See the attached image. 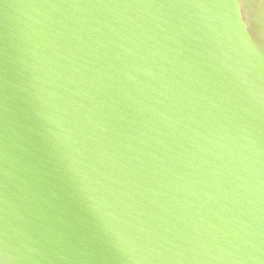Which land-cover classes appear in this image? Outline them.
<instances>
[{"label": "water", "instance_id": "water-1", "mask_svg": "<svg viewBox=\"0 0 264 264\" xmlns=\"http://www.w3.org/2000/svg\"><path fill=\"white\" fill-rule=\"evenodd\" d=\"M0 264H264V0H0Z\"/></svg>", "mask_w": 264, "mask_h": 264}]
</instances>
